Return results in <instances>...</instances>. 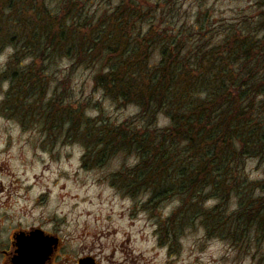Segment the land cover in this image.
<instances>
[{
  "label": "rangeland",
  "instance_id": "rangeland-1",
  "mask_svg": "<svg viewBox=\"0 0 264 264\" xmlns=\"http://www.w3.org/2000/svg\"><path fill=\"white\" fill-rule=\"evenodd\" d=\"M60 1L48 0V4L56 8ZM76 2L79 10L83 9L77 28L94 11L102 16L112 14L122 4L125 10L132 8L136 16L134 4L140 2L144 30L153 27L164 37L173 38V32L183 28L188 54L196 49V44L198 51L208 52L237 28L257 37L264 35V29H257L264 0ZM10 17L6 15L3 21L11 20ZM139 18L136 17L137 22ZM130 28L134 31L136 27ZM87 30L88 27L81 33ZM155 48L152 58L161 53ZM14 52L8 43L0 50V230L12 224L11 219L18 223L43 214L45 218L58 219L62 234L71 237L72 248L102 249L108 257L116 250L115 261L131 253L137 264H264V244L258 248L254 243L236 245L233 222L226 226V220L224 226L220 217L205 219L219 197L183 199L179 194L182 157L172 159L167 173L156 174L136 167V153L121 149L115 138L102 153L100 145L106 140L102 126L115 128L140 119L136 105L115 103L96 88L95 68L77 66L75 54L63 49L55 53L48 76L39 69L26 74L30 75L28 85L33 86L30 91L18 85L10 90L13 72L17 75L22 71L20 64L31 68L35 62L24 53L9 69L7 64ZM189 59L192 61V57ZM23 74L17 76L19 85ZM60 86H66L64 104L52 103ZM23 94L24 100H20ZM203 94L200 91L197 98L202 99ZM52 110L57 115H51ZM32 116L36 118L31 119ZM90 119L94 120L93 128L87 134ZM157 119L161 129L171 125L164 114ZM87 147L91 150L89 155ZM244 173L252 180L263 179L264 166L248 158ZM34 182L37 189L32 187ZM153 184L160 185L159 189L154 188L159 192L154 191ZM222 198L229 215L237 200L231 193ZM2 260L0 256L1 264Z\"/></svg>",
  "mask_w": 264,
  "mask_h": 264
},
{
  "label": "trees",
  "instance_id": "trees-1",
  "mask_svg": "<svg viewBox=\"0 0 264 264\" xmlns=\"http://www.w3.org/2000/svg\"><path fill=\"white\" fill-rule=\"evenodd\" d=\"M123 5L104 16L94 11L77 28L83 9L79 10L76 0H61L56 8L48 0H0V50L4 43L15 50L8 68L24 53L35 61L31 68L20 64L19 73H24L20 85L19 73L13 72L10 90L18 85L30 91L33 86L28 85L30 75L26 74L31 69L48 76L55 53L71 51L77 66L96 69L93 80L97 89L115 103L139 108L137 123L101 127L106 136L100 145L102 153L115 138L121 149L136 153V167L156 174L167 173L172 159L182 157V181L177 189L183 199L219 197L205 219L213 215L223 225L226 220V226L233 222L234 243H254L258 248L264 244V178L250 179L244 165L251 158L264 166V35L257 37L237 28L208 52L198 51L196 44L188 54L183 28L174 31L173 38L153 27L144 30L140 2L134 4L136 16ZM9 14L11 20L3 21ZM136 17H140L138 22ZM259 17L257 29H264V11ZM131 25L136 27L134 31ZM155 47L161 52L158 58H152ZM63 86L56 88L52 103L64 104ZM200 91L202 99L197 98ZM160 114L170 119L168 128H159ZM51 115H57L56 111ZM93 121L88 123L87 134ZM87 150L89 155L91 150ZM225 193L237 200L229 215L222 198Z\"/></svg>",
  "mask_w": 264,
  "mask_h": 264
},
{
  "label": "flooded vegetation",
  "instance_id": "flooded-vegetation-1",
  "mask_svg": "<svg viewBox=\"0 0 264 264\" xmlns=\"http://www.w3.org/2000/svg\"><path fill=\"white\" fill-rule=\"evenodd\" d=\"M57 221L43 214L18 223L11 219L12 224L0 230L2 264H137L131 253L115 261L116 250L108 257L102 249L72 248L71 237L62 234Z\"/></svg>",
  "mask_w": 264,
  "mask_h": 264
},
{
  "label": "bare ground",
  "instance_id": "bare-ground-1",
  "mask_svg": "<svg viewBox=\"0 0 264 264\" xmlns=\"http://www.w3.org/2000/svg\"><path fill=\"white\" fill-rule=\"evenodd\" d=\"M33 188L37 189L38 188V184L36 182L33 183L32 185Z\"/></svg>",
  "mask_w": 264,
  "mask_h": 264
},
{
  "label": "water",
  "instance_id": "water-1",
  "mask_svg": "<svg viewBox=\"0 0 264 264\" xmlns=\"http://www.w3.org/2000/svg\"><path fill=\"white\" fill-rule=\"evenodd\" d=\"M26 247V246H25ZM29 248V247H28ZM23 252H25V248H23Z\"/></svg>",
  "mask_w": 264,
  "mask_h": 264
}]
</instances>
